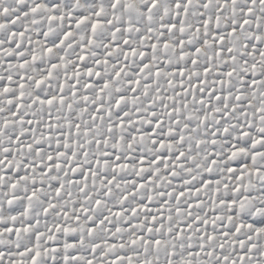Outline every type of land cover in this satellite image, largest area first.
<instances>
[{"label": "snow or ice", "instance_id": "obj_1", "mask_svg": "<svg viewBox=\"0 0 264 264\" xmlns=\"http://www.w3.org/2000/svg\"><path fill=\"white\" fill-rule=\"evenodd\" d=\"M0 264H264V0H0Z\"/></svg>", "mask_w": 264, "mask_h": 264}]
</instances>
